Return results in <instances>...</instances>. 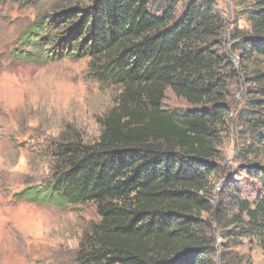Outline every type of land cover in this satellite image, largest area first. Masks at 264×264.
Masks as SVG:
<instances>
[{
	"label": "trees",
	"instance_id": "16d2710c",
	"mask_svg": "<svg viewBox=\"0 0 264 264\" xmlns=\"http://www.w3.org/2000/svg\"><path fill=\"white\" fill-rule=\"evenodd\" d=\"M224 2H78L24 40L116 89L98 137H62L51 180L24 191L95 207L77 264H254L245 242L264 257V0ZM168 90L189 107H165Z\"/></svg>",
	"mask_w": 264,
	"mask_h": 264
},
{
	"label": "rangeland",
	"instance_id": "374dc122",
	"mask_svg": "<svg viewBox=\"0 0 264 264\" xmlns=\"http://www.w3.org/2000/svg\"><path fill=\"white\" fill-rule=\"evenodd\" d=\"M78 2L90 0L0 1V264H77L82 233L97 218L92 204L62 207L24 194L51 180L62 137L77 133L89 142L98 137L99 118L116 96L114 87L88 77L89 58L40 61L26 56L29 51H37L35 57L54 53L46 40L43 50L24 40L33 37L30 31L48 14ZM220 5L225 6L224 0ZM164 104L179 111L189 107L170 90ZM233 147L234 141H227L229 153ZM244 250L254 264H264L258 246L245 242Z\"/></svg>",
	"mask_w": 264,
	"mask_h": 264
},
{
	"label": "water",
	"instance_id": "95a60500",
	"mask_svg": "<svg viewBox=\"0 0 264 264\" xmlns=\"http://www.w3.org/2000/svg\"><path fill=\"white\" fill-rule=\"evenodd\" d=\"M228 2H229V0H228ZM242 87H243V82H242Z\"/></svg>",
	"mask_w": 264,
	"mask_h": 264
}]
</instances>
